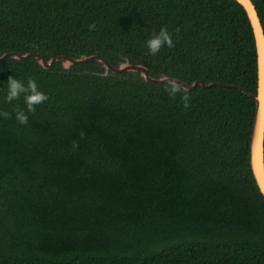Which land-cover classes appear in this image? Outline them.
Wrapping results in <instances>:
<instances>
[{"label": "trees", "instance_id": "obj_1", "mask_svg": "<svg viewBox=\"0 0 264 264\" xmlns=\"http://www.w3.org/2000/svg\"><path fill=\"white\" fill-rule=\"evenodd\" d=\"M264 28V0H252ZM95 24L90 30L89 25ZM161 27L175 47L150 55ZM97 54L149 75L256 88L236 0H0V55ZM9 76L49 99L15 119ZM138 72L92 60H0V264H264V197L249 165L254 100L187 89L190 106Z\"/></svg>", "mask_w": 264, "mask_h": 264}, {"label": "water", "instance_id": "obj_2", "mask_svg": "<svg viewBox=\"0 0 264 264\" xmlns=\"http://www.w3.org/2000/svg\"><path fill=\"white\" fill-rule=\"evenodd\" d=\"M244 8L247 17L249 19L251 29L254 36L255 52H256V90L255 93L249 92L247 89L241 86H235L231 84H225L220 82H204L203 80H194L191 83H187L183 80L174 78L168 75H160L153 77L149 75L148 69L145 65L140 63H130L125 60L118 65L109 63L102 56L97 54H91L88 56H80L78 58H72L66 55L53 56L49 59H45L43 55L39 53H18L14 51L5 52L0 55V60L12 56L16 59H25L28 57L37 58L38 63L44 68H51L53 62L61 61L64 68H68L73 64H81L88 61H99L105 68V73L112 71L113 73L122 71H134L138 72L140 76L147 82L151 83H164L168 80H175L185 89H194L199 84L203 87H209L212 85H224L228 87H236L244 93L251 96L254 100V112L253 121L249 137V165L252 173V177L259 192L264 197V28L256 10L255 4L252 0H236ZM167 78V79H166Z\"/></svg>", "mask_w": 264, "mask_h": 264}, {"label": "clouds", "instance_id": "obj_3", "mask_svg": "<svg viewBox=\"0 0 264 264\" xmlns=\"http://www.w3.org/2000/svg\"><path fill=\"white\" fill-rule=\"evenodd\" d=\"M95 28V24H90L89 29ZM145 47L150 55L156 56L160 53L164 47L173 48L175 43L172 34L167 30L166 27H161L159 32L152 34L146 41ZM167 79V78H166ZM165 91L169 96L175 98L178 94L185 108L190 106V96L188 95L187 89L178 84L175 80H168ZM23 96L24 103L27 109L20 108L17 105L14 108L15 119L23 125L28 124V114H34L36 106L44 103L49 99V96L40 90L37 81L34 77H29L25 83L23 80L9 76L7 80V89L5 101L12 103L13 101L19 100ZM0 117L5 119L12 118V114L8 111H0Z\"/></svg>", "mask_w": 264, "mask_h": 264}]
</instances>
